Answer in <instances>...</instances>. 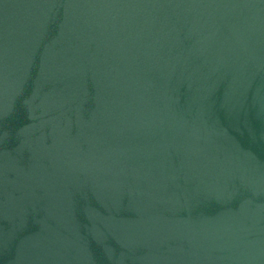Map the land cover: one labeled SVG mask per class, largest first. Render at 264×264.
I'll list each match as a JSON object with an SVG mask.
<instances>
[{"label":"water","instance_id":"1","mask_svg":"<svg viewBox=\"0 0 264 264\" xmlns=\"http://www.w3.org/2000/svg\"><path fill=\"white\" fill-rule=\"evenodd\" d=\"M0 264H264V0H0Z\"/></svg>","mask_w":264,"mask_h":264}]
</instances>
